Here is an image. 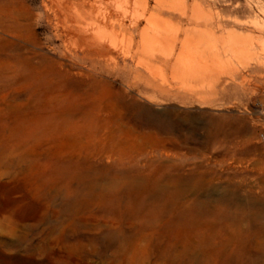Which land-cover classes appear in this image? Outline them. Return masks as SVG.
<instances>
[{"label":"rangeland","instance_id":"rangeland-1","mask_svg":"<svg viewBox=\"0 0 264 264\" xmlns=\"http://www.w3.org/2000/svg\"><path fill=\"white\" fill-rule=\"evenodd\" d=\"M85 13L128 17L119 50L105 44L117 65L74 41ZM152 16L181 41L213 31L223 61L235 36L248 58L206 94L157 64L175 87L162 94L120 51ZM251 259L264 264V0H0V264Z\"/></svg>","mask_w":264,"mask_h":264},{"label":"bare ground","instance_id":"bare-ground-1","mask_svg":"<svg viewBox=\"0 0 264 264\" xmlns=\"http://www.w3.org/2000/svg\"><path fill=\"white\" fill-rule=\"evenodd\" d=\"M75 3L76 0H74V4ZM193 10L195 11V14H193L194 17L190 18L191 20L196 21L198 25L204 24L207 28H209L208 26L217 24L214 17L208 16V14L203 13L197 7L194 8V5ZM76 17L79 18L76 19V24L74 25V41H80L82 46L85 48L89 47L95 49L94 53L99 54L105 64L117 65V57L114 55L111 48L105 46V44L108 42L110 46L119 50L116 31L117 29H120L121 31H128L126 23L128 17H102L100 20L98 17H92L87 13L79 16L77 15ZM140 18L142 17L130 18L131 20H129V22H131V27L137 26ZM108 20L110 22V26L112 27L111 30L108 28ZM146 22L147 26H144L141 30V42L138 43L137 50L135 49V56L130 49L126 51L125 48H123L122 50L120 49V51L124 53L125 56H130V54L133 55V58L138 56L139 59L137 65L139 67L140 65L146 67L151 75V78H153V81L156 83L158 91L162 94L172 95L175 87L172 85V80L161 70V67L157 66V64L171 68L173 77L180 81V87L177 89L179 92L206 94L215 89L223 72L227 76H235L236 65L233 64L235 60L241 57L248 58L247 54H249L248 48H250V46H244L245 44L242 45L241 42H239V39L235 38V36L230 39L229 43H225L226 40L223 42V50L227 54L226 60L223 61L221 52L216 49L218 41L215 40L216 37H214V39L211 37V32L213 31H208L206 27H203L204 30H201V34H203L206 41H204L201 37L198 39V43H194L189 36L181 41V28L174 27L173 24L169 23L170 21L168 22L160 17L152 16L146 17ZM257 23L259 24V22ZM218 27H222V23L219 22ZM180 41L181 43L183 42V44L190 43L189 46H192L194 55L185 54L182 50L179 51L178 44ZM203 43H206L207 47L205 49L201 48ZM251 45H253V43ZM208 49L209 54H207ZM177 51H179V53ZM246 60L249 61L251 58ZM257 62L259 63V61ZM237 69L239 68L237 67ZM193 261L196 262V260L192 258L190 262L193 263ZM255 262L257 263L258 259L257 261L251 259L249 264H255Z\"/></svg>","mask_w":264,"mask_h":264}]
</instances>
